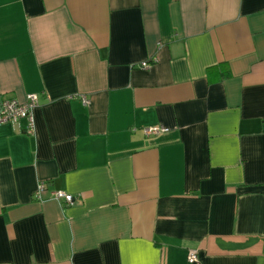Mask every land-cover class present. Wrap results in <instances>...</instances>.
Masks as SVG:
<instances>
[{
    "label": "crops",
    "instance_id": "crops-1",
    "mask_svg": "<svg viewBox=\"0 0 264 264\" xmlns=\"http://www.w3.org/2000/svg\"><path fill=\"white\" fill-rule=\"evenodd\" d=\"M31 94L0 264H264V0H0V109Z\"/></svg>",
    "mask_w": 264,
    "mask_h": 264
},
{
    "label": "built area",
    "instance_id": "built-area-1",
    "mask_svg": "<svg viewBox=\"0 0 264 264\" xmlns=\"http://www.w3.org/2000/svg\"><path fill=\"white\" fill-rule=\"evenodd\" d=\"M143 68L149 66L148 63L144 62L141 64ZM83 104H87V101L82 97ZM38 106V96L31 94L27 96L25 102H18L15 99H7L3 101L0 109V125L10 124L16 125L20 121L24 120L27 124V133L31 134L33 132V110ZM168 131L167 128L160 125H153L142 128V132L145 136H155L159 134H164ZM45 192L44 182L38 183L35 190V199L42 200V194ZM50 197L64 205H71L73 203V197L63 191L55 190L51 191ZM188 264H197V252L196 250H188L186 257Z\"/></svg>",
    "mask_w": 264,
    "mask_h": 264
}]
</instances>
